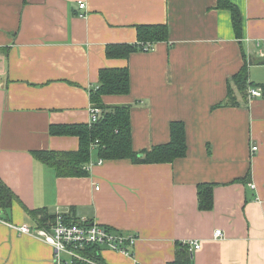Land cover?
<instances>
[{
  "label": "crops",
  "instance_id": "1",
  "mask_svg": "<svg viewBox=\"0 0 264 264\" xmlns=\"http://www.w3.org/2000/svg\"><path fill=\"white\" fill-rule=\"evenodd\" d=\"M231 1L240 36L216 0H0V179L16 196L0 218L33 233L61 211L137 236L130 254L97 247L103 262L75 263L0 223V264H167L179 243L193 264H264V96L249 93L264 84V0ZM157 23L167 39L107 55L109 44L136 42L137 25ZM123 66L128 92L101 100L130 104L133 149L167 142L181 121L184 156L133 163L95 147L80 176L35 158L79 148L78 136L51 128L90 123L100 68ZM243 67L245 97L233 78ZM229 89L237 104L219 105ZM201 185H212L211 209L198 206ZM44 214L52 222L40 225Z\"/></svg>",
  "mask_w": 264,
  "mask_h": 264
},
{
  "label": "trees",
  "instance_id": "2",
  "mask_svg": "<svg viewBox=\"0 0 264 264\" xmlns=\"http://www.w3.org/2000/svg\"><path fill=\"white\" fill-rule=\"evenodd\" d=\"M216 7L230 12L235 35H241V16L237 6L231 0H216ZM137 40L134 43L109 44L106 46L108 56L126 57L130 52L144 49L150 44L167 39L165 23L137 25ZM148 50V49H146ZM236 89L245 97L251 83L248 82V72L242 68L234 77ZM129 90V75L127 66L104 67L98 73L97 86L90 97L92 107L99 109L96 118L90 123L66 124L59 128L52 127V132H62L78 136L80 145L76 151L48 152L35 151L33 156L52 166L59 176H80L86 173L83 164L87 162L91 148H97L103 159H129L133 163L171 162L185 154V132L181 121L170 123V137L165 143L153 145L149 149L134 150L131 141V123L129 117L130 104L107 105L101 100L103 94H126ZM264 96V84H261ZM237 104L233 92L229 89L226 100L219 105ZM14 193L0 179V208L7 210L13 200ZM198 206L202 210L212 208V185H201L198 189ZM34 215L33 211H29ZM48 215H42L36 220L45 224L50 220ZM50 222V223H51ZM49 223V224H50ZM97 246L83 250L82 254L89 259L103 262ZM76 262L84 263L80 260ZM167 264H193V257L187 243L177 244L175 257Z\"/></svg>",
  "mask_w": 264,
  "mask_h": 264
},
{
  "label": "built area",
  "instance_id": "3",
  "mask_svg": "<svg viewBox=\"0 0 264 264\" xmlns=\"http://www.w3.org/2000/svg\"><path fill=\"white\" fill-rule=\"evenodd\" d=\"M79 7L84 6V2H78ZM152 45L145 44L144 49H151ZM249 93L252 96H261V91L257 88H250ZM92 120L96 118L99 109L90 108ZM256 146L252 147L255 150ZM0 223L17 230L19 233H31L29 226L16 225L7 220L0 218ZM49 243L54 250V254L58 257L61 253H65L72 257L73 260H86V256L82 254L83 250L91 246L98 248H108L119 251L124 254H130V247L134 245L137 236L132 233H125L119 230H113L107 226L97 222H89L84 219H68L61 211L54 214L53 223L48 229H37L31 233ZM215 236H220L221 231L216 230ZM200 245L194 243L192 249L198 248ZM191 249V248H190ZM137 264V263H135Z\"/></svg>",
  "mask_w": 264,
  "mask_h": 264
},
{
  "label": "rangeland",
  "instance_id": "4",
  "mask_svg": "<svg viewBox=\"0 0 264 264\" xmlns=\"http://www.w3.org/2000/svg\"><path fill=\"white\" fill-rule=\"evenodd\" d=\"M70 220H71V218H70ZM84 220H87V219H84ZM87 221H89V220H87ZM89 222H92V221H89ZM90 260H93V259L86 258V260H81V261H83L85 263V262H89Z\"/></svg>",
  "mask_w": 264,
  "mask_h": 264
}]
</instances>
